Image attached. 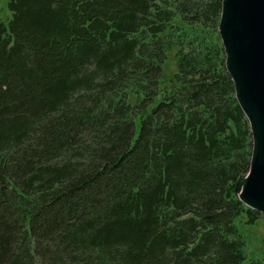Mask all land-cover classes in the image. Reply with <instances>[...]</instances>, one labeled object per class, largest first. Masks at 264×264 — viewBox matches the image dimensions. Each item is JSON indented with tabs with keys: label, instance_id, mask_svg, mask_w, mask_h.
<instances>
[{
	"label": "trees",
	"instance_id": "1",
	"mask_svg": "<svg viewBox=\"0 0 264 264\" xmlns=\"http://www.w3.org/2000/svg\"><path fill=\"white\" fill-rule=\"evenodd\" d=\"M220 2L6 1L0 264H242L235 220L262 215L234 194L251 137Z\"/></svg>",
	"mask_w": 264,
	"mask_h": 264
},
{
	"label": "water",
	"instance_id": "2",
	"mask_svg": "<svg viewBox=\"0 0 264 264\" xmlns=\"http://www.w3.org/2000/svg\"><path fill=\"white\" fill-rule=\"evenodd\" d=\"M216 31L251 137L248 169L236 177L234 194L264 216V0H221Z\"/></svg>",
	"mask_w": 264,
	"mask_h": 264
},
{
	"label": "rangeland",
	"instance_id": "3",
	"mask_svg": "<svg viewBox=\"0 0 264 264\" xmlns=\"http://www.w3.org/2000/svg\"><path fill=\"white\" fill-rule=\"evenodd\" d=\"M6 1L7 0H0L1 17L4 21H6V18L9 16L6 9ZM213 36L214 37H212L211 40L208 39V41H212L218 37L217 31L216 36L214 34ZM173 65H175V59L169 54L163 64V78L168 77L170 75L169 71L171 72L174 70ZM235 226L244 242L245 257L242 260V264H248L249 260L252 258H258L264 261V216L262 215V217L257 218L253 223H244L243 217L240 216L235 220Z\"/></svg>",
	"mask_w": 264,
	"mask_h": 264
}]
</instances>
